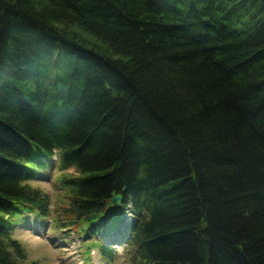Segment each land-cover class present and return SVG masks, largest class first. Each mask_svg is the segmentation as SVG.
Returning a JSON list of instances; mask_svg holds the SVG:
<instances>
[{
	"label": "trees",
	"instance_id": "16d2710c",
	"mask_svg": "<svg viewBox=\"0 0 264 264\" xmlns=\"http://www.w3.org/2000/svg\"><path fill=\"white\" fill-rule=\"evenodd\" d=\"M53 159L102 259L264 264V0H0V264Z\"/></svg>",
	"mask_w": 264,
	"mask_h": 264
},
{
	"label": "rangeland",
	"instance_id": "374dc122",
	"mask_svg": "<svg viewBox=\"0 0 264 264\" xmlns=\"http://www.w3.org/2000/svg\"><path fill=\"white\" fill-rule=\"evenodd\" d=\"M71 175H76V171H61L59 162L53 159L51 164L40 172L39 179L29 183L32 188L47 195L50 216L35 218L28 215L24 223L13 228V238L20 242L25 251V259L20 264H132L134 251L123 244L112 246L115 250L113 261L102 259L97 251L101 240L95 237L86 238V222L78 223L70 232L57 231L51 227V220L60 212H64V208L68 206L70 194L60 181ZM110 213L114 215L108 218L109 227L122 219L117 209L112 208ZM61 218L64 219V216ZM103 241L107 243L106 240Z\"/></svg>",
	"mask_w": 264,
	"mask_h": 264
},
{
	"label": "water",
	"instance_id": "95a60500",
	"mask_svg": "<svg viewBox=\"0 0 264 264\" xmlns=\"http://www.w3.org/2000/svg\"><path fill=\"white\" fill-rule=\"evenodd\" d=\"M111 203L114 207H118L120 204V195L113 196L111 198Z\"/></svg>",
	"mask_w": 264,
	"mask_h": 264
}]
</instances>
